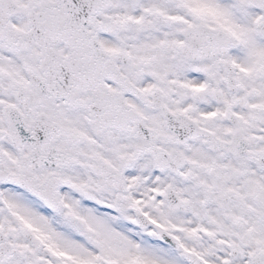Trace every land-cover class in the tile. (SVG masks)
<instances>
[{
	"label": "snow or ice",
	"instance_id": "1",
	"mask_svg": "<svg viewBox=\"0 0 264 264\" xmlns=\"http://www.w3.org/2000/svg\"><path fill=\"white\" fill-rule=\"evenodd\" d=\"M0 264H264V0H0Z\"/></svg>",
	"mask_w": 264,
	"mask_h": 264
}]
</instances>
